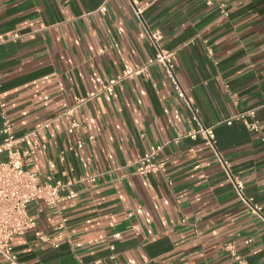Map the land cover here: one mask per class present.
<instances>
[{"label": "crops", "instance_id": "obj_1", "mask_svg": "<svg viewBox=\"0 0 264 264\" xmlns=\"http://www.w3.org/2000/svg\"><path fill=\"white\" fill-rule=\"evenodd\" d=\"M143 25L174 51L185 100L152 64ZM0 43L6 116L17 138L35 133L17 148L46 145L26 168L64 185L61 216L42 201L28 206L34 228L13 242L23 264H227L228 244L247 264H264V221L204 139L188 136L214 127L264 215V145L248 120L225 123L256 109L264 132V0H0ZM141 66L144 74L100 93ZM157 147L164 171L139 175L133 164Z\"/></svg>", "mask_w": 264, "mask_h": 264}, {"label": "built area", "instance_id": "obj_2", "mask_svg": "<svg viewBox=\"0 0 264 264\" xmlns=\"http://www.w3.org/2000/svg\"><path fill=\"white\" fill-rule=\"evenodd\" d=\"M214 0H206L208 5H212ZM135 14L138 18L141 17L142 9L137 7V2H132ZM99 11L107 12L106 3H104ZM141 37L148 39L157 49L156 57L152 64L162 65L167 72V75L173 83L175 90L181 99H186V94L180 85L176 73V65L174 64V51L166 50L159 46V41L162 35L159 32H152L143 25ZM1 45V43H0ZM147 66L136 68H127L123 73L115 79H112L107 85L102 87L100 93L112 94L115 86L126 81L132 80L146 72ZM1 88V81H0ZM97 94H92L91 97ZM85 102L81 100L80 103ZM5 103L0 98V111L3 119V126L0 133L5 136L2 144H0V154L5 153L7 160L0 162V264H23L18 256L14 253L13 242L16 237L25 236L31 229L34 228V223L30 221L28 216V206L34 201H42L49 208L55 210L61 216L59 205L63 200L60 191L64 185L61 183L50 184L41 183L37 173L31 172L26 168L25 160L28 157L34 156L39 150L45 149L46 145L35 142L30 150H21L17 148L19 143L24 142L30 136H35V133H30L21 138H17L14 134L12 122L7 118L5 112ZM193 117L197 121V111H193ZM248 120V128L255 134L260 136L264 145V132L261 129L260 121L257 117V110L250 109L248 111L238 113L231 119L225 121L226 124L232 125L234 121ZM77 123L73 124V128L78 127ZM188 136L192 139L202 137L206 145L213 151L217 161L224 169L226 175L231 181L237 198L246 204L251 212L257 215L264 221L262 208L253 204L244 193V183L241 179L232 175L229 169L228 161L223 157L217 147L216 135L214 127H200L197 130L189 133ZM90 139H93L92 137ZM177 141V140H176ZM83 142L78 143V147L82 148ZM161 148H152L149 153L144 155L133 166L135 171L142 176L158 174L164 171V165L155 162ZM97 177L92 176L82 179V181L96 182ZM62 224L66 223V219L62 218ZM41 240L45 241V237L36 234ZM251 241L248 240L247 243ZM230 254L231 261L227 264H247L245 257L238 254L234 244H228L226 247Z\"/></svg>", "mask_w": 264, "mask_h": 264}]
</instances>
